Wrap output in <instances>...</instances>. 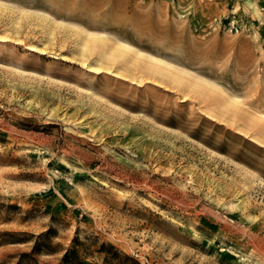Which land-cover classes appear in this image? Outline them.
Listing matches in <instances>:
<instances>
[{
  "label": "rangeland",
  "instance_id": "374dc122",
  "mask_svg": "<svg viewBox=\"0 0 264 264\" xmlns=\"http://www.w3.org/2000/svg\"><path fill=\"white\" fill-rule=\"evenodd\" d=\"M86 263L264 264V0H0V264Z\"/></svg>",
  "mask_w": 264,
  "mask_h": 264
},
{
  "label": "trees",
  "instance_id": "16d2710c",
  "mask_svg": "<svg viewBox=\"0 0 264 264\" xmlns=\"http://www.w3.org/2000/svg\"><path fill=\"white\" fill-rule=\"evenodd\" d=\"M112 248H113V250L112 251H109L108 250V252H107V256H106V258H107V261H109V260H113V259H117V258H120V253L118 252V250H116L115 248H114V246H112ZM87 264V263H86Z\"/></svg>",
  "mask_w": 264,
  "mask_h": 264
},
{
  "label": "bare ground",
  "instance_id": "6f19581e",
  "mask_svg": "<svg viewBox=\"0 0 264 264\" xmlns=\"http://www.w3.org/2000/svg\"><path fill=\"white\" fill-rule=\"evenodd\" d=\"M95 38H97V37H95ZM98 38H100V37H98ZM94 39V38H93ZM95 40V39H94ZM99 40V39H98ZM97 40V41H98ZM96 42V41H95ZM124 47H126V46H124ZM125 50H126V48H125ZM113 52L111 51V54H112ZM137 54H139V55H141V53L140 52H136ZM105 54H108V53H105ZM112 55H114V53L112 54ZM142 56V55H141ZM140 56V57H141ZM102 57H103V55H102ZM143 57V56H142ZM149 57V56H148ZM150 59V58H149ZM152 59H154V60H156V61H160V62H164L163 60H160V59H158V58H156V57H154V56H152ZM152 59H150L151 61H152ZM149 63H150V61H149ZM147 61L144 63V65L146 66L147 64H149ZM153 63V62H152ZM156 64V63H155ZM157 65V64H156ZM160 65V64H159ZM147 67H148V65H147ZM99 68V67H98ZM140 68V67H139ZM158 68V67H157ZM145 69H146V67H145ZM154 69V68H153ZM147 70V69H146ZM152 72H153V70H152ZM156 72V71H155ZM161 73V72H160ZM152 74V73H151Z\"/></svg>",
  "mask_w": 264,
  "mask_h": 264
}]
</instances>
